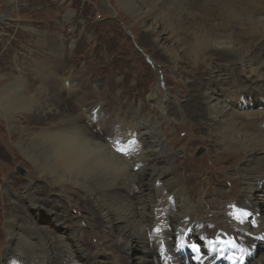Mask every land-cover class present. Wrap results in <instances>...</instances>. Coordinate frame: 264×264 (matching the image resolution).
<instances>
[{
  "label": "bare ground",
  "instance_id": "6f19581e",
  "mask_svg": "<svg viewBox=\"0 0 264 264\" xmlns=\"http://www.w3.org/2000/svg\"><path fill=\"white\" fill-rule=\"evenodd\" d=\"M114 1L132 17V28L144 29L137 40L160 54L175 76L181 77V66L186 73H198L189 77L187 95L175 97L155 86L144 112L117 111L121 118L113 126L101 116L102 104L85 105L84 100L73 111L54 92L45 93L51 94V103L45 96L2 94L6 113L34 111L40 126L21 145L34 162L35 179L44 181L31 183L33 190L22 195L26 212L30 207L37 214L52 213L49 225H58L63 213L47 192L60 188L68 207L87 215L66 213L70 223L61 231L66 237L48 235L32 223L33 235L26 238L17 230L15 209H8L11 238L1 229L0 245L5 241L7 247L0 248V264L84 261L80 242H90L79 239L83 220L92 223L99 247L114 264H264V254L255 260L258 246H264V0ZM67 84V97L78 99L70 78ZM222 84L225 89L212 90ZM175 102L179 109L173 108ZM165 123L176 131L162 127ZM179 129L193 136L180 140ZM182 143L187 152L179 158L175 150ZM196 145L208 148L199 161L188 154ZM241 160L246 161L243 167L237 164ZM225 184L224 190L220 186ZM209 192L216 196L205 200L206 211L201 198ZM14 247L16 260L23 263L5 262Z\"/></svg>",
  "mask_w": 264,
  "mask_h": 264
},
{
  "label": "rangeland",
  "instance_id": "374dc122",
  "mask_svg": "<svg viewBox=\"0 0 264 264\" xmlns=\"http://www.w3.org/2000/svg\"><path fill=\"white\" fill-rule=\"evenodd\" d=\"M117 10L120 12H116ZM132 24V17L128 12L116 7L114 0H0V231L2 229L8 239L11 235L7 231V224L12 220L6 215L8 209H15L13 214L16 226L18 225L17 230L26 238L33 235L32 223L38 224L48 235L58 234L66 237L61 234L70 223V219L65 217L66 213L77 218L87 214L69 208L67 200L57 191L61 190L60 188L47 192L53 193L49 194L50 203L59 207L63 213L58 225L53 223V226L49 225L52 213L37 214L35 209L30 207L26 212L25 206L28 203L22 195L33 190L34 185L30 187L31 183L44 184V181L35 179L34 162L24 155L21 145L24 140L30 141L34 131L40 126L33 119L34 111L16 109L9 114L6 113L2 94L17 95L27 99L45 96L47 102L51 103L53 99L50 93L54 92L70 103L73 111L79 108L77 103L84 100L87 101L85 105L102 104L100 114L107 116L112 126L115 120L121 118L118 117L120 116L118 112L123 114L129 108L144 112L148 95L153 93L155 86H160L165 91L170 90L175 97L181 92L188 94L189 77L193 76L194 79L198 71L191 75L184 72L181 66L179 70L181 77L175 76L166 67L168 62H165L160 54L155 55L154 49L145 42L137 40V36L143 35L144 29L132 28ZM69 78L72 80L73 90L79 95L78 99L67 97L68 91L65 90L69 88L67 84ZM224 84L227 85L225 82ZM224 84L212 86V90L218 92L221 88L225 89ZM233 86L230 85V88ZM46 91L50 93L45 94ZM252 106L251 103L250 107ZM173 108L179 109L178 102L173 104ZM157 117L166 121L165 116L157 114ZM85 122L89 123L87 119ZM180 124L183 129L186 128L185 122ZM167 126L169 132L176 131V126L173 124L162 125V127ZM183 129L178 130V137L187 141L193 133ZM183 144L177 146L175 150L179 158L187 152ZM215 150L219 152L220 148L216 147ZM207 151L206 146L196 145L188 154L192 160L199 161ZM245 162L241 160L237 164L243 167ZM20 168H23V172L19 170ZM207 174L203 175L204 179L207 178ZM228 186L225 184L220 187L225 190ZM45 194L41 196L44 197ZM214 194L209 192L201 198L204 210L206 207V211L209 210L207 201L214 198L216 196ZM35 195L38 197L40 193ZM74 197L81 202L80 196L74 194ZM66 198L70 200L67 196ZM199 198L197 197V200ZM47 205L50 206L49 203ZM25 212L27 217L24 215ZM204 225L214 227V224L208 222ZM92 226L88 220H83V230L79 232V239L87 238L90 242L89 245H82L80 242L81 247H84L85 255L79 256L87 262L75 259L73 264H114L113 257L111 255L109 257L108 252L103 247V249L99 247L100 237L91 232ZM60 227H63V230H60ZM48 242V246L51 247ZM24 245L22 244L21 247H26L27 251L29 247ZM36 245L42 247L40 244ZM103 245L109 249L108 246ZM8 246L10 247V244ZM6 247L7 243L3 241L0 248ZM87 247L92 250L89 252ZM258 249L260 254L255 260L264 254L263 245H259ZM251 250L252 253L255 251L253 248ZM196 251L192 250V252ZM128 252L126 250L122 254L125 259L129 256ZM16 254L19 252L14 247L8 252L5 262L16 260ZM16 261L23 263L21 260ZM38 262L36 264L43 262L51 264L50 261L44 260Z\"/></svg>",
  "mask_w": 264,
  "mask_h": 264
},
{
  "label": "snow or ice",
  "instance_id": "6c2138e0",
  "mask_svg": "<svg viewBox=\"0 0 264 264\" xmlns=\"http://www.w3.org/2000/svg\"><path fill=\"white\" fill-rule=\"evenodd\" d=\"M193 248H194V249H196V246H195V245H193ZM196 250H198V249H196Z\"/></svg>",
  "mask_w": 264,
  "mask_h": 264
},
{
  "label": "water",
  "instance_id": "95a60500",
  "mask_svg": "<svg viewBox=\"0 0 264 264\" xmlns=\"http://www.w3.org/2000/svg\"><path fill=\"white\" fill-rule=\"evenodd\" d=\"M19 170L23 172V168H20Z\"/></svg>",
  "mask_w": 264,
  "mask_h": 264
}]
</instances>
